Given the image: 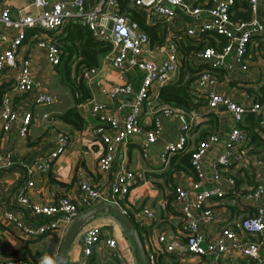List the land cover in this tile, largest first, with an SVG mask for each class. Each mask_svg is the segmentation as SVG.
Returning a JSON list of instances; mask_svg holds the SVG:
<instances>
[{
    "label": "built area",
    "instance_id": "1",
    "mask_svg": "<svg viewBox=\"0 0 264 264\" xmlns=\"http://www.w3.org/2000/svg\"><path fill=\"white\" fill-rule=\"evenodd\" d=\"M6 1L11 3L14 0ZM233 2L234 0H131L130 3L142 11L147 23L161 21L164 24L166 35L160 45V59L153 57L149 38L137 22L118 11L116 0H98L90 8L85 6L84 0H30L29 4L42 7L35 13L25 12V7H21L15 17L10 16L7 6H2L0 84L9 83V88L1 96L2 132L5 133L14 124L18 135L24 136L31 119L30 111L19 114L13 108L8 93L28 94L29 102L33 105H51L60 101L57 91L33 82L28 57H23L19 62L15 59L16 50L24 40L26 30H57L65 19L76 17L90 31L92 37L109 41L111 48L103 57L113 69L118 72L131 69L141 71L137 84L116 81L108 88L96 76L98 66L85 67L81 72L82 81L88 90L94 85L114 103V111L110 112L103 102L92 96L76 105L80 107L84 104L86 110L96 117V123L88 132L99 146L96 168L100 172H111L108 182L112 196L110 201L117 204V199L122 198L140 176L119 165L113 168L118 149L130 136L142 133L143 138L139 145L145 155L149 145L162 135V117L174 118L177 122L175 139L164 143L158 158L166 163L174 153L182 150L189 153L192 180L188 185L176 183L172 186L174 200L178 204L182 219V250L202 257L208 256V264H224L222 257L227 252L239 256L244 260L243 264H264V150L249 145L248 136L239 125L244 113L252 112L259 116V124L264 131V101L252 97L236 100L214 89L218 71L228 80H238L241 76H246L242 79L244 82L254 83L258 75L264 77V0H245L249 10V17L245 19L231 16ZM108 22H111L109 28ZM179 32L190 39L197 38L204 32L223 37V42L214 39L213 44L204 40L200 47L190 51L185 57L195 68L191 82L193 93L204 98L207 109L222 105L231 117L225 134L221 135L217 131L207 133L194 143L190 140V131L196 122V116L191 110L188 112L173 105L155 107L149 103L152 85L160 86L172 82L180 73L184 57L174 40ZM35 44L44 49L46 62L53 68L59 61L56 45L51 40L40 39ZM202 64L205 66H198ZM252 64L256 67L254 75L248 73ZM186 76L187 72L184 73V77ZM126 96L129 97L128 101L123 100ZM41 115L46 117L48 112ZM143 124L147 125L145 129L142 128ZM219 139L222 144L209 160V182L212 183L206 185L203 157ZM68 141V134L59 131L56 146L49 152L48 157L52 158L60 153ZM15 159L11 151L1 152L0 169L12 167ZM244 165H250L253 169L254 183L246 185L242 180L237 185L236 182L240 179L237 177L241 170L239 168ZM34 168L41 172L46 171L49 168L48 162L35 160L33 165L24 166L26 186L33 183L31 174L35 171ZM75 185L78 190L77 201L85 207L105 200L100 190L82 172L77 173ZM227 193L235 199L238 208L249 205L253 212L246 215L236 213L229 219L223 216L226 221L217 226L222 214L216 213L205 203L222 199ZM75 200L64 194L50 203L29 204L26 195L22 193L17 197V202L30 209L29 213L34 217L32 225L20 221L13 212L3 211L2 215L22 232L35 236L69 225L78 214ZM132 214L145 221L152 218L151 209L145 206L133 210ZM197 220L202 225L213 224V231L203 237L197 231ZM245 233L250 235L245 236ZM157 240L164 244L165 250L174 249L173 243L167 242L163 233L157 235ZM100 241L105 245L107 253L118 260V264H127L117 248L115 238L111 235L101 236L98 224H90L82 230L81 252L88 255L92 246ZM175 252L179 254L180 250ZM145 257L148 264L156 263L155 253L145 251ZM0 264L32 263L21 256H0Z\"/></svg>",
    "mask_w": 264,
    "mask_h": 264
},
{
    "label": "crops",
    "instance_id": "2",
    "mask_svg": "<svg viewBox=\"0 0 264 264\" xmlns=\"http://www.w3.org/2000/svg\"><path fill=\"white\" fill-rule=\"evenodd\" d=\"M97 1H93L92 4L84 1V4L90 8ZM29 2L30 0H14L9 3L6 0H0V8L7 6L10 16L15 17L17 10L21 7H25L24 11L28 13H35L42 7L33 6ZM53 34L48 31L27 29L24 40L16 50L15 59L19 62L23 57H28L33 82L39 83L49 90L57 91L60 94V101L50 106L39 105L40 107H38V104L33 105L29 102L28 94L10 92L8 93L9 100L19 114L26 110L30 111L29 127L24 136L18 135L14 124L5 133L0 128V153L11 151L16 158L12 167L0 169V256H21L32 264L33 261L29 256V252H26L23 248L26 247L32 252L37 250L39 257H44V246L51 232L32 236L22 232L13 223L3 218V211H10L17 215L20 221L32 225L34 217L30 215L28 206L20 205L17 202L19 195L24 193L29 204H44L50 203L58 196L66 194L73 200L76 199L75 202L78 205L79 213L86 208L77 201L78 190L75 185L77 173L82 172L88 181L100 190L105 200L110 201L112 199L108 187L111 172H100L96 168V155L99 146L96 141H93L94 139L90 137L88 132L89 128L96 123V117H93L86 110L84 104L80 105V107L77 106L85 121L81 129L72 127L59 117L62 111L72 105L73 96L62 84L58 69L55 66L53 68L48 66L44 49L35 44L38 39L51 40L50 35ZM150 47L153 57L160 59L162 47L160 45ZM103 56L100 58L96 76L105 88L110 87L116 81H129L132 85L138 83L141 76L140 70L131 69L118 72L109 65L108 60ZM255 69V65L252 64L248 73L254 75ZM245 77L241 76L238 80H228L224 79L221 76V72L218 71L214 89L220 93L228 94L236 100L252 97L264 101V77L258 75L254 79V83L244 82L242 79ZM10 81H13V79H10ZM89 88L90 96L103 102L108 107L109 112L114 111L112 100L101 94L96 86L93 85ZM158 88L159 86L156 85H152L150 88L149 103L151 105H153L151 99L156 96ZM123 100L128 101L129 97H123ZM198 100H200V103L195 108L190 109L196 116V122L190 131L192 143L207 133L217 131L221 135L225 134L231 120L229 113L225 111L222 105L207 109L204 104V98L198 96ZM147 109L148 107H146ZM185 111L189 112V110ZM43 112H48V115L43 117L41 115ZM145 127L147 125L143 124L142 128L145 129ZM59 131H64L68 134V144L56 156L49 158V152L56 146ZM176 132V120L168 116L162 117V135L149 145L145 155L142 154L139 145L143 138L142 133L130 136L125 144L118 149L113 168L119 165L134 171L140 176L136 178V182L130 187L129 191L122 198L117 199V204L121 209L126 207L131 211L132 218L138 222L142 246L146 252L155 253V264H208L210 262L208 256L202 257L182 250L184 241L181 230L182 219L178 204L174 200L172 189V186L176 183L188 185L193 178V172L192 170L183 169L169 170L168 161L170 157L166 163H162L158 158L164 143L175 139ZM220 139L203 157L206 185L212 183L209 182V160L221 146L222 140ZM256 148L263 149L259 145ZM35 160L47 161L49 168L43 172L34 168L35 171L31 174L33 183L30 186H26L24 166L33 165ZM239 169H241L237 175L240 178L238 179L239 182L243 180L246 185L254 183L253 169L250 165L241 166ZM205 204L211 206L216 213L222 214L217 226L226 221L224 217L229 219L236 213L246 215L253 212V208L249 205H245L241 209L238 208L235 199L228 193L222 199H213L212 202ZM144 206L152 211V218L149 221L135 217L132 214L133 210ZM90 224H98L100 226L101 236L111 235L115 238L117 248L122 253L127 264H137L129 231L115 219L107 208L97 211L82 221L66 247L68 264H118V260L107 253L102 241L94 244L88 255H84L81 252V232ZM196 225L197 231L203 237L213 231V224L202 225L197 220ZM68 226L54 231L59 241ZM159 233L165 235L167 242L173 243V250H165L164 244L158 242L157 235ZM244 235L250 234L245 233ZM252 238L254 237L252 236ZM58 244L54 246L56 256ZM177 249L180 250L179 254L175 252ZM222 260L224 264L244 263L243 259L232 252L225 253ZM52 261L53 264H57L56 258H53Z\"/></svg>",
    "mask_w": 264,
    "mask_h": 264
},
{
    "label": "trees",
    "instance_id": "3",
    "mask_svg": "<svg viewBox=\"0 0 264 264\" xmlns=\"http://www.w3.org/2000/svg\"><path fill=\"white\" fill-rule=\"evenodd\" d=\"M84 1L92 4V2L96 0ZM116 1L118 11L128 15L131 19L136 21L139 27L147 34L150 46H159L163 43L166 29L161 21L147 23L142 11L132 5L130 0ZM237 7L239 10H236ZM231 9L233 10L232 17H241L244 19L249 17V10L245 0H234ZM48 32L51 34L54 33L53 35H50V39L58 49L59 61L55 65V68H57L60 73L62 84L73 96L72 105L62 111L59 117L72 127L81 129L84 126L85 121L76 105L90 96L88 88L82 81L81 72L85 67H97L100 58L110 50L111 45L107 40H98L92 37L90 31L82 25L76 17H68L64 20L61 27L57 30ZM214 39L223 42L222 36H216L215 34L206 32L202 33L199 37L192 39L188 38L181 32L176 33L174 40L184 57L180 67V73L172 82L159 86L156 96L151 99V103L154 106L173 105L184 110H190L200 103L198 97L193 93L191 85L195 68L185 59V57L190 51L200 47L204 40L213 44ZM201 66L205 65L202 64ZM185 72H187L186 77H184ZM7 88H9L8 83L0 84V104L1 96ZM259 119L258 115H255L252 112H246L244 113L242 120L239 122V125L245 130L248 136V144L252 145L253 148L259 145L264 150V131L259 125ZM168 168L169 170L183 169L191 171L188 151L182 150L172 154L168 161ZM236 183L238 185V180ZM123 208L139 234L138 222L132 218L130 211L126 207ZM139 237L141 239L140 234ZM58 243V236L54 231H51L50 237L44 246V257H39V252L37 250L32 252L26 247L23 249L26 252H29L33 264H42V261L46 257L51 259L56 258V252L54 256L53 253L55 250L54 246Z\"/></svg>",
    "mask_w": 264,
    "mask_h": 264
},
{
    "label": "water",
    "instance_id": "4",
    "mask_svg": "<svg viewBox=\"0 0 264 264\" xmlns=\"http://www.w3.org/2000/svg\"><path fill=\"white\" fill-rule=\"evenodd\" d=\"M111 22L107 23V27H110ZM107 208L111 211L112 215L118 220L130 233V238L135 251V257L137 264H148L145 257V250L142 246L141 239L137 233L133 223L131 222L129 216L123 211L118 204L112 201H98L93 203L80 211L71 221L66 231L64 232L61 240L59 241L57 248V264H68L66 258V247L71 239V237L76 233L78 227L87 217L96 213L97 211Z\"/></svg>",
    "mask_w": 264,
    "mask_h": 264
},
{
    "label": "clouds",
    "instance_id": "5",
    "mask_svg": "<svg viewBox=\"0 0 264 264\" xmlns=\"http://www.w3.org/2000/svg\"><path fill=\"white\" fill-rule=\"evenodd\" d=\"M42 264H53V261L51 258H45L43 261H42Z\"/></svg>",
    "mask_w": 264,
    "mask_h": 264
},
{
    "label": "rangeland",
    "instance_id": "6",
    "mask_svg": "<svg viewBox=\"0 0 264 264\" xmlns=\"http://www.w3.org/2000/svg\"><path fill=\"white\" fill-rule=\"evenodd\" d=\"M186 19H189L188 17H186ZM38 107H40L39 105H37ZM47 106H50V105H47ZM46 107V106H45ZM160 138V137H159ZM74 241H75V239H74Z\"/></svg>",
    "mask_w": 264,
    "mask_h": 264
}]
</instances>
